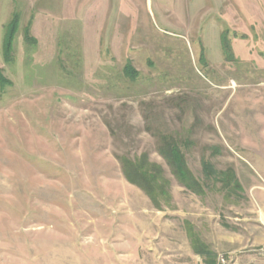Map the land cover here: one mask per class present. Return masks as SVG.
<instances>
[{"label": "rangeland", "instance_id": "obj_1", "mask_svg": "<svg viewBox=\"0 0 264 264\" xmlns=\"http://www.w3.org/2000/svg\"><path fill=\"white\" fill-rule=\"evenodd\" d=\"M0 69V264H116L124 218L174 264H264V0H0ZM160 133L239 188L187 190ZM142 154L161 208L122 173Z\"/></svg>", "mask_w": 264, "mask_h": 264}, {"label": "trees", "instance_id": "obj_2", "mask_svg": "<svg viewBox=\"0 0 264 264\" xmlns=\"http://www.w3.org/2000/svg\"><path fill=\"white\" fill-rule=\"evenodd\" d=\"M11 25L7 28L3 41V51L6 56L12 49L15 32V25ZM10 84L11 82L3 75L0 69V90ZM158 153L166 161L171 173L179 183L193 193L203 195L207 188L231 193L239 188L231 168L216 170L212 163L204 158L201 160L203 179L196 177L187 165L181 149V141L171 134L160 133L158 135ZM118 159L126 180L139 187L150 198L156 208H161L160 201L170 194V183L164 174L163 168L151 162L146 154L134 158L120 156ZM195 251L201 255L209 254L206 250Z\"/></svg>", "mask_w": 264, "mask_h": 264}, {"label": "crops", "instance_id": "obj_3", "mask_svg": "<svg viewBox=\"0 0 264 264\" xmlns=\"http://www.w3.org/2000/svg\"><path fill=\"white\" fill-rule=\"evenodd\" d=\"M129 222L130 224H128ZM120 226V231L117 237L118 240L116 242L115 249V262L116 264H174L175 260L169 258L168 256H172L175 254V249L173 246L169 247V250H165L162 252V249H158V244L163 243L162 239L167 238V235H164L160 231H148L145 235H141L138 231L136 224L132 220H128L127 218L123 219V223ZM145 238L148 241H153L151 244H146L144 248H146L147 253L142 255L140 241ZM157 238L159 241H156ZM157 244V245H156ZM163 244H166L165 242ZM139 245V247H138ZM141 251V253H140ZM180 252V251H179ZM201 255V254H200ZM202 264H215L214 261L206 260L201 255ZM182 262L185 261L189 264V258L185 257L184 260L181 259ZM191 263L196 264V260L191 258Z\"/></svg>", "mask_w": 264, "mask_h": 264}, {"label": "built area", "instance_id": "obj_4", "mask_svg": "<svg viewBox=\"0 0 264 264\" xmlns=\"http://www.w3.org/2000/svg\"><path fill=\"white\" fill-rule=\"evenodd\" d=\"M221 261H223V259Z\"/></svg>", "mask_w": 264, "mask_h": 264}]
</instances>
